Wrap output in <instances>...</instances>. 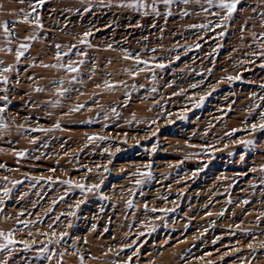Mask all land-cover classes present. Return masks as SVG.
<instances>
[{"label": "rangeland", "instance_id": "1", "mask_svg": "<svg viewBox=\"0 0 264 264\" xmlns=\"http://www.w3.org/2000/svg\"><path fill=\"white\" fill-rule=\"evenodd\" d=\"M132 2L0 0V69H13L0 72V231L17 241L0 264H264V130L251 128L264 112V0H242L223 28L206 0Z\"/></svg>", "mask_w": 264, "mask_h": 264}, {"label": "snow or ice", "instance_id": "2", "mask_svg": "<svg viewBox=\"0 0 264 264\" xmlns=\"http://www.w3.org/2000/svg\"><path fill=\"white\" fill-rule=\"evenodd\" d=\"M21 3H23V0H20ZM163 4L165 5H172L173 3L176 2V0H162ZM200 0H197V3H199ZM242 2V0H206V3L208 5V8H205L203 9L205 12H207L209 10V8L211 7H216L219 9L220 12L224 13L222 16H220V19H219V22L214 26V27H226L227 25L224 23L225 21H231L233 19V16L234 14L237 12V9H238V5H240ZM38 3L42 6L44 3H45V0H38ZM182 3L184 4H188L190 3V0H182ZM121 6H125V5H121ZM127 7H131L135 10H140L141 8H144V9H147L148 5L145 4L143 2V0H133L132 3L126 5ZM30 7L33 8V11H35V6H32L30 5ZM152 11L154 13H156L157 15H159L156 7H155V4H153L152 6ZM21 12H23V10H21ZM184 15H188L187 11H185L183 13ZM25 21L24 22H28L27 20V16L28 14L25 13ZM145 15H147V12H145ZM167 15L171 16L172 15V12L171 10L168 11ZM217 15H219V13H217ZM35 24L37 27L39 28H43V24L41 23L40 21V18L39 16H37L35 18ZM193 27H202V28H208L209 25L207 24H204V25H194ZM3 29H4V32L6 35L8 36H11L12 33L9 31V26H8V23L5 22L3 24ZM224 33H221V35H223ZM89 33H85V36H88ZM26 39L28 40H34L36 39L35 36H30V37H27ZM253 39L255 40L256 37L255 35L253 36ZM260 41H261V47H264V35H262L260 37ZM9 43H11V40H9ZM81 43L82 44H85V43H88L87 40H81ZM89 46H91L89 44ZM57 48H60V45H56ZM75 47V46H73ZM30 48V44H27V43H21L19 45V49L17 50L16 52V58L17 60L19 61V59L21 57L24 56L25 52ZM0 50H3V49H0ZM8 52H11L12 49L11 48H8L7 49ZM154 51V50H153ZM78 55H86V53H77ZM64 55H69V53H64ZM259 55L261 56H264V51H261L259 53ZM57 58L60 59L61 58V55L60 53L58 52L57 53ZM132 58L130 54H127L125 56V59H130ZM179 57H177L178 59ZM135 61H136V64L137 65H140V64H143L145 66V68L148 67V64L149 62L146 61V60H141L138 56L135 57ZM0 63H2V61H0ZM84 63V61H79V62H72V63H68L67 65L65 64H60L59 67L60 68H66L68 72L70 73H78L79 72V67L76 66L77 64H82ZM48 65H45V67H47ZM52 67H56V65H52ZM156 67H159V68H163L165 67L164 64L160 63V64H157ZM145 68H137L135 69L134 71L133 70H126L129 72L130 75L132 76H137L139 75V73L141 71H144ZM13 69L12 67H4L3 69H0V72H11ZM76 77H72V80L75 81ZM229 80H232V79H239V77H228ZM0 83H3V84H7L8 83V77L7 76H4V75H0ZM61 84H63V81H60ZM106 86L108 88H113V87H116L117 85H114V84H106ZM193 87H195V85H193ZM38 91H41L42 89H37ZM68 91L67 89H63L60 91V95H63L64 92ZM153 91H156L155 88H153ZM0 99L4 100V101H7L8 100V97L5 95L3 97H0ZM203 102V98H201V103ZM84 106L83 105H78L76 108L72 109V111H79L81 108H83ZM197 107H199V104H197ZM257 107H259V105H257ZM4 111H6V108L5 107H0V113H3ZM113 111H115V109H113ZM259 119L261 121V123L259 124H252L251 125V128L253 131H256L257 129H260V130H264V112H261L259 114ZM6 123L3 121V117L0 116V127H6ZM57 127H59V125H57ZM234 132L235 131H238V130H233ZM232 133H229V135H231ZM90 140H95V139H104L103 137H90L89 138ZM241 143L245 144V145H252L254 144V141L252 140H248V141H241ZM19 156H24L25 153L24 152H20L18 153ZM0 167H3V165H0ZM107 170V169H105ZM5 179H7V177H5ZM48 179H51V178H48ZM15 183H20L19 181L15 182ZM63 183L65 184H68V185H72L74 187H77L79 189H81L82 191H91L92 188H85V185L83 184H75L73 185V182L72 180H65L63 181ZM137 183H141V181H137ZM93 188H97L98 186L97 185H93L92 186ZM4 195L5 196H8L9 195V192L7 189H5L4 191ZM104 199H106V197H102ZM2 203V202H0ZM131 201H128V204L129 206H131ZM245 203H248V201H245ZM147 207V206H145ZM2 211V210H0ZM153 211H156L155 209H153ZM22 215V214H21ZM57 219H59V217H57ZM20 223L24 224L25 227H28V223L25 222V221H21ZM49 227H51V225H49ZM31 234V233H29ZM43 234V233H42ZM43 235H46V234H43ZM67 235V233H60L59 234V237L57 239H49L48 240V243L45 244V246L41 249H39V252H40V257L39 258H49L51 259V257L54 255V253L50 250V247L49 245L52 244V243H59L61 240L64 239V237ZM57 236V234L55 232H53V237L55 238ZM0 240L3 241V243H0V252H3L5 250H7L8 252H11L13 249H12V245H15L17 243V241L15 240L14 238V232L13 231H9L7 233H5L4 231H0ZM19 243L23 244L25 249H30L31 248V245H28L27 242L25 241H19ZM251 247V245H250ZM75 252L78 254L79 253V249L76 248L74 249ZM63 255L64 253H61L60 254V258L62 259L63 258ZM210 255V254H209ZM129 260H131V257H129ZM80 261H81V264H84V257L83 255H80ZM4 264H7V261L4 262Z\"/></svg>", "mask_w": 264, "mask_h": 264}, {"label": "bare ground", "instance_id": "3", "mask_svg": "<svg viewBox=\"0 0 264 264\" xmlns=\"http://www.w3.org/2000/svg\"><path fill=\"white\" fill-rule=\"evenodd\" d=\"M47 6H48V5H47ZM47 6H46V7H47ZM44 10H45V9H44ZM47 13H48V12H47ZM64 17H65V16H64ZM64 19H65V18H64ZM163 23H164V21H163ZM166 24H167V23H166ZM168 252H169V251H168ZM204 253H205V252H204ZM197 254H198V253H197Z\"/></svg>", "mask_w": 264, "mask_h": 264}]
</instances>
